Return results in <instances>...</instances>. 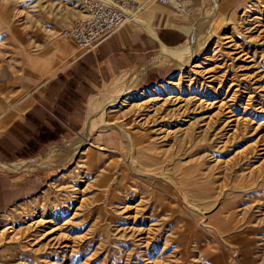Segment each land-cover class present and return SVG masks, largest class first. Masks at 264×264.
Returning <instances> with one entry per match:
<instances>
[{
  "label": "rangeland",
  "instance_id": "obj_1",
  "mask_svg": "<svg viewBox=\"0 0 264 264\" xmlns=\"http://www.w3.org/2000/svg\"><path fill=\"white\" fill-rule=\"evenodd\" d=\"M215 9L206 0L185 29L179 46H199L187 66L88 99L119 98L98 109L105 122L86 143L34 168L38 186L0 216L4 264H264V0ZM82 11L83 0H0V66H41ZM88 102L55 146L84 134ZM41 215L50 222L34 224Z\"/></svg>",
  "mask_w": 264,
  "mask_h": 264
},
{
  "label": "crops",
  "instance_id": "obj_2",
  "mask_svg": "<svg viewBox=\"0 0 264 264\" xmlns=\"http://www.w3.org/2000/svg\"><path fill=\"white\" fill-rule=\"evenodd\" d=\"M138 1L142 7L135 17L90 49L66 41L43 54L41 66L26 63L23 74L10 64L0 66V88L6 90L0 95V162L37 158L41 151L62 142L84 122L90 97L112 83L122 84L162 45H181L188 38L185 29L206 3L183 0L190 17L176 18L171 5ZM247 1L217 0L222 13L240 9ZM171 68L178 67L164 64L147 68L130 92L137 86L157 83ZM42 172V168L0 170V216L38 186Z\"/></svg>",
  "mask_w": 264,
  "mask_h": 264
},
{
  "label": "bare ground",
  "instance_id": "obj_3",
  "mask_svg": "<svg viewBox=\"0 0 264 264\" xmlns=\"http://www.w3.org/2000/svg\"><path fill=\"white\" fill-rule=\"evenodd\" d=\"M213 1V7L215 9L216 7V0ZM216 10V9H215ZM212 12V10H210ZM210 11L206 12V17L201 22L200 26L204 24V20L206 18H209ZM214 11V10H213ZM135 17V16H133ZM195 37V36H194ZM196 40V37H195ZM191 42L190 44H186L184 46H176V47H166L161 46V48L156 52V54L150 58V60L146 61L141 65L134 74H132L130 77H126V80L124 83L120 86V93H127L130 91L132 86L138 81L140 76L145 72V70L149 67L153 66H160L164 64H173L177 65L180 69L187 66L189 64V60H191L194 55L198 52L199 46L196 42ZM200 44V43H199ZM178 83V82H177ZM118 96L114 95L112 92L109 95H104L101 97H93L89 100V108H88V117H87V124L83 126L84 128V134L79 136L76 140L73 141H67L63 144H60L58 146H55V148L52 150H49L45 155L40 156L37 159L34 160H18L13 163L9 164H0V170H15V171H29L31 169L37 168V167H49L52 164H54L55 160L60 156L62 152L66 153H72L75 152L80 146H82L84 143H86L89 139V136L92 134V132L98 128V120H100L99 124H102L105 122L103 120L102 115L98 112V109L101 107H104L106 104L114 103L115 100H118ZM97 114V115H96ZM231 118V117H230ZM238 120V121H237ZM235 120V124L239 123V119ZM231 121V119H230ZM245 119H243V122ZM242 122V123H243ZM82 128V129H83ZM127 138L129 141H132V137L130 135H127ZM48 221L44 215L39 216L33 223L38 225L42 222Z\"/></svg>",
  "mask_w": 264,
  "mask_h": 264
},
{
  "label": "built area",
  "instance_id": "obj_4",
  "mask_svg": "<svg viewBox=\"0 0 264 264\" xmlns=\"http://www.w3.org/2000/svg\"><path fill=\"white\" fill-rule=\"evenodd\" d=\"M157 1L172 5L178 13H188L181 0ZM141 7L138 0H83V11L61 28L59 35L80 49H90L116 31ZM0 264H4L1 252Z\"/></svg>",
  "mask_w": 264,
  "mask_h": 264
}]
</instances>
